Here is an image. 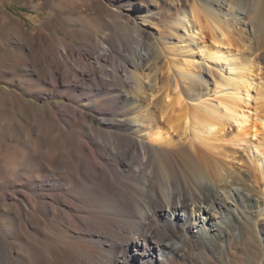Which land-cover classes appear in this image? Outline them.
<instances>
[{
  "label": "bare ground",
  "instance_id": "1",
  "mask_svg": "<svg viewBox=\"0 0 264 264\" xmlns=\"http://www.w3.org/2000/svg\"><path fill=\"white\" fill-rule=\"evenodd\" d=\"M106 1L73 18L94 42L7 62L47 96L0 89V264H264V0H194L159 36L138 19L174 0Z\"/></svg>",
  "mask_w": 264,
  "mask_h": 264
},
{
  "label": "rangeland",
  "instance_id": "2",
  "mask_svg": "<svg viewBox=\"0 0 264 264\" xmlns=\"http://www.w3.org/2000/svg\"><path fill=\"white\" fill-rule=\"evenodd\" d=\"M72 1H76V5L67 7V4ZM172 1L173 0H171V2ZM177 1L174 0L172 2L176 5H174L175 7H170L171 9L166 11L162 16H159V18H153L156 22L155 25L152 24L154 22L148 20L146 16H142V18L138 19V22L156 36H159L160 32L165 30V27L168 31L172 32L168 19L171 16L177 15L178 12H182V9L190 10L194 0ZM208 1L209 0H203L202 2H205L204 5H208L210 2ZM234 2L233 4L235 5ZM103 5L111 7L106 0H101L100 2L98 0H93V8H91V10H88L84 0H0V68L7 70L6 74L0 77V89H8L16 92L18 96L13 95V97L24 103V112L26 114L33 113L34 105H42L45 101L41 99V96H47V94L37 90L31 91L28 87H20L22 75L26 73V71L23 70L24 67L12 66L7 62L26 61L32 63V58L36 56H40L39 58L45 61L49 43L54 36H58V46L66 40H71L77 45L94 42L97 37L105 35L102 22H94L92 29L96 31H90L87 34L84 32V34L83 30L81 31L83 26L82 23L73 18L83 14V12H87L90 14H102V16H105V18L110 21L115 13L110 12L105 13V15L103 13L104 11L101 9ZM246 6L250 7L249 18L256 20L257 0H246ZM167 12H169V14ZM3 14L8 15L9 19H4L2 16ZM238 26L241 27L240 25ZM168 31L166 32L169 33ZM20 34L24 35L25 41L20 38ZM262 64V71L264 72V63L262 62ZM36 73V78L44 77L42 72L39 71ZM11 78H15L18 82L9 83ZM2 90L0 93H3ZM256 98L258 99L253 100L254 106H258L264 102L263 97L261 98V96L257 95ZM27 101L29 103H27ZM64 102L65 98L63 96H57L48 100L47 104L53 107ZM37 143L42 145V140H37ZM255 230L252 231L256 233Z\"/></svg>",
  "mask_w": 264,
  "mask_h": 264
}]
</instances>
